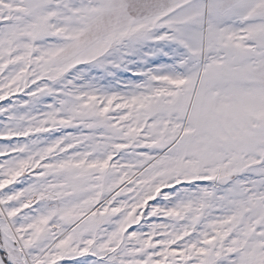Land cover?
<instances>
[{"label": "snow or ice", "instance_id": "obj_1", "mask_svg": "<svg viewBox=\"0 0 264 264\" xmlns=\"http://www.w3.org/2000/svg\"><path fill=\"white\" fill-rule=\"evenodd\" d=\"M0 264H264V0H0Z\"/></svg>", "mask_w": 264, "mask_h": 264}]
</instances>
